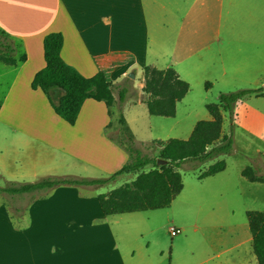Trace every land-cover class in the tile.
<instances>
[{
  "label": "crops",
  "instance_id": "crops-1",
  "mask_svg": "<svg viewBox=\"0 0 264 264\" xmlns=\"http://www.w3.org/2000/svg\"><path fill=\"white\" fill-rule=\"evenodd\" d=\"M0 30L25 56L17 65L0 66V175L7 182L103 179L128 160L109 138L116 125L103 102L87 99L70 125L41 90L31 89L45 66L43 39L49 33L62 35L61 58L82 76L105 74L114 106L116 91L129 81L122 115L140 143L152 141L150 117H161L147 111V66L172 68L189 90L194 85L206 93L264 85V0H0ZM188 92L166 118L176 117ZM233 109L235 126L264 144V95L243 97ZM256 151L264 155V148ZM96 188L60 185L9 196H29L25 210L0 203V264H159L128 243L131 229L149 223L141 216L146 211L104 216L98 193L83 195ZM7 209L22 210L15 215L23 222L15 224Z\"/></svg>",
  "mask_w": 264,
  "mask_h": 264
},
{
  "label": "trees",
  "instance_id": "trees-1",
  "mask_svg": "<svg viewBox=\"0 0 264 264\" xmlns=\"http://www.w3.org/2000/svg\"><path fill=\"white\" fill-rule=\"evenodd\" d=\"M1 31V30H0ZM1 33L8 37L3 31ZM63 37L60 33H49L43 39V57L45 66L38 71L32 82V90H41L53 112L62 120L73 125L83 103L87 99L103 102L112 122L116 123L118 133L109 136L128 156L127 162L115 173L103 179H74L48 177L34 183H11L0 188V194L20 196L41 190H50L60 185L101 186L114 181L121 175H132L134 178L111 190L107 194L97 196L104 216L133 212L164 209L179 195L183 188L182 178L178 171L180 166L191 163L196 167L219 154H228L233 149L232 134L222 133V112L233 111L234 104L246 96L264 95L262 88L241 89L235 92L222 93L218 103L206 104L210 120L198 121L187 139H169L162 147L156 159L145 155L137 146L139 144L122 115V105L127 97L128 80L116 91L117 105L114 116V88L107 81L103 72L92 77L82 76L76 69L67 65L60 52ZM0 48L6 52H14L0 42ZM25 60L20 54L18 62L8 56L0 55V62L15 65ZM127 82V83H126ZM189 90V85L181 80L172 68L158 70L153 67L144 69V86L142 91L147 95L146 107L149 115L173 117L177 102L181 101ZM61 95L57 100L54 94ZM1 108V101H0ZM112 124V123H111ZM109 124L108 127L111 126ZM160 160L163 163L157 164ZM147 169V170H145ZM225 169V163L219 161L197 175L198 180L213 176ZM250 182H264V178L255 176L250 168L241 172ZM22 210H14L20 213ZM10 213L11 210H10ZM248 228L251 235L252 249L258 264H264V213L261 211L246 212Z\"/></svg>",
  "mask_w": 264,
  "mask_h": 264
},
{
  "label": "rangeland",
  "instance_id": "rangeland-1",
  "mask_svg": "<svg viewBox=\"0 0 264 264\" xmlns=\"http://www.w3.org/2000/svg\"><path fill=\"white\" fill-rule=\"evenodd\" d=\"M0 42L5 47H14L1 31ZM0 55L8 56L15 62H18L20 56L18 52L8 53L3 48H0ZM4 65L13 66L0 62V66ZM241 89L250 88L235 91ZM220 94L216 89L206 93L204 87L192 85L185 101L178 105L176 117H150L149 131L153 137L152 141L148 143L137 141L142 145L137 146L148 157L157 159L162 149L158 142L187 139L194 123L210 119L205 105L218 103ZM60 95L54 94V99L57 100ZM133 96L135 95L130 97ZM233 111L231 114L222 112V132L232 134V151L228 154H219L196 167H190L191 163L180 166L178 171L183 188L179 195L164 209L141 213V216L147 217L149 223L141 221V228L135 233V230L131 229L129 234L132 237L128 243L132 248H136V251L150 253L159 264H257L251 243L246 239L251 238L246 212L264 213V184L252 185L241 178L240 172L250 168L255 176L263 177L264 155L261 152L257 153L256 150L264 148V144L257 140L251 141L243 128L235 126ZM113 112L115 116L116 106L113 107ZM5 120L15 119L9 117ZM247 120L248 118H241L242 122L246 123ZM117 128L116 125V128L111 129L112 137L117 135ZM219 161L225 163V169L220 175L197 179L200 172ZM133 178L132 175L118 176L109 184L97 186L83 195L91 197L95 193L106 194ZM6 179L0 175V188L13 183L7 182ZM29 201V196L12 200L8 195L0 194V203L7 207L15 205L25 210ZM7 211L10 214V210ZM11 217L14 218L15 224L23 222H19V216L15 214L11 213ZM128 226H131L130 222ZM170 228L179 233L171 237L168 232Z\"/></svg>",
  "mask_w": 264,
  "mask_h": 264
},
{
  "label": "built area",
  "instance_id": "built-area-1",
  "mask_svg": "<svg viewBox=\"0 0 264 264\" xmlns=\"http://www.w3.org/2000/svg\"><path fill=\"white\" fill-rule=\"evenodd\" d=\"M168 232L171 237H174L179 233L178 231H175L174 228H170Z\"/></svg>",
  "mask_w": 264,
  "mask_h": 264
},
{
  "label": "water",
  "instance_id": "water-1",
  "mask_svg": "<svg viewBox=\"0 0 264 264\" xmlns=\"http://www.w3.org/2000/svg\"><path fill=\"white\" fill-rule=\"evenodd\" d=\"M129 77H130V78H134L133 74H129ZM262 89L264 90V86L262 87ZM162 163H163V162L160 161V160L157 161V164H158V165H161Z\"/></svg>",
  "mask_w": 264,
  "mask_h": 264
}]
</instances>
